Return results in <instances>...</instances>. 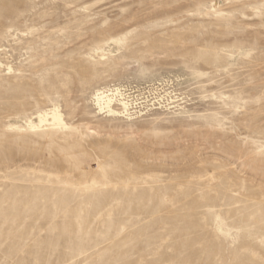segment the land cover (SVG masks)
<instances>
[{
	"label": "rangeland",
	"instance_id": "rangeland-1",
	"mask_svg": "<svg viewBox=\"0 0 264 264\" xmlns=\"http://www.w3.org/2000/svg\"><path fill=\"white\" fill-rule=\"evenodd\" d=\"M0 264H264V0H0Z\"/></svg>",
	"mask_w": 264,
	"mask_h": 264
},
{
	"label": "bare ground",
	"instance_id": "bare-ground-1",
	"mask_svg": "<svg viewBox=\"0 0 264 264\" xmlns=\"http://www.w3.org/2000/svg\"><path fill=\"white\" fill-rule=\"evenodd\" d=\"M106 93V92H105ZM109 94V93H108ZM97 104L100 105V108H102L101 110H106L108 113H111L113 115L115 114H128V110H129V104L127 102H125L124 100H112L115 98V95H113V97H103V96H99L97 95ZM104 98H107L106 101H104ZM127 100V99H126ZM118 103V105L121 107V108H118V109H115L112 104L114 103ZM119 109L122 111H119Z\"/></svg>",
	"mask_w": 264,
	"mask_h": 264
},
{
	"label": "built area",
	"instance_id": "built-area-1",
	"mask_svg": "<svg viewBox=\"0 0 264 264\" xmlns=\"http://www.w3.org/2000/svg\"><path fill=\"white\" fill-rule=\"evenodd\" d=\"M110 93L112 95H114L116 92L115 91H110ZM129 103H130L129 114H135L136 112H139L140 109L141 110L143 109L142 105H140V104L137 105L134 100L130 101Z\"/></svg>",
	"mask_w": 264,
	"mask_h": 264
}]
</instances>
